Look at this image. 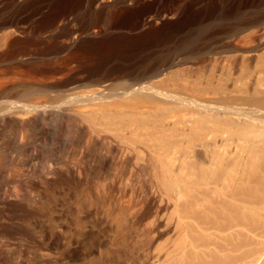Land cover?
Returning a JSON list of instances; mask_svg holds the SVG:
<instances>
[{"label": "rangeland", "instance_id": "rangeland-1", "mask_svg": "<svg viewBox=\"0 0 264 264\" xmlns=\"http://www.w3.org/2000/svg\"><path fill=\"white\" fill-rule=\"evenodd\" d=\"M97 1L91 4L83 0L78 8L71 10L75 3L64 0L55 10L31 20L13 15L8 9L0 12V264L42 263L43 253L27 246L30 234L24 235L18 230H31L43 223L62 231L52 229V234L47 236L53 239L51 249H55L49 250V256L54 255L51 258L56 264L115 262L104 255L110 247L112 227L105 213L103 216V206L95 200L101 195L99 186L104 178L111 184L121 159V146L115 147L111 139L103 143L97 140L98 136L92 132L95 126L72 109L90 104L112 106L127 96L130 98L132 90L139 86L148 87L149 92L156 90L181 97V101L170 98L159 103L164 107L170 104L168 108L184 113L207 112L205 108L197 109L193 101L204 97L228 106L241 108L253 103L254 107L262 108L259 103L254 104V99L263 95L264 90L261 64L264 61V2L254 3L231 19L203 24L200 34L189 42L160 47L150 53L152 56L149 54L128 68L114 55L110 56L113 48H119L124 41L142 39L143 34H153L183 12L189 11V14L205 8L208 1ZM129 7L145 13L135 26L119 22L128 14ZM56 10L60 14L54 16ZM62 14L73 20L62 22L63 18H59ZM166 14L176 17L162 19ZM249 20L256 26L244 29ZM217 26L222 28L220 33ZM77 27L83 33L82 38L74 32L73 28ZM213 28L217 32L211 33ZM201 32L206 34L203 36ZM239 38L240 44L244 41L242 45L232 42ZM89 39L92 43L87 47L81 45ZM256 90L260 94L257 91L256 95ZM81 209L88 212L83 213Z\"/></svg>", "mask_w": 264, "mask_h": 264}, {"label": "bare ground", "instance_id": "bare-ground-1", "mask_svg": "<svg viewBox=\"0 0 264 264\" xmlns=\"http://www.w3.org/2000/svg\"><path fill=\"white\" fill-rule=\"evenodd\" d=\"M61 1L64 0H0V12L8 9L13 15H20L25 19L34 16L36 18L58 8ZM72 1L76 6L73 4L70 9L75 10L83 0ZM94 1L97 0H88L91 4ZM207 1L205 8H198L199 10H193L194 12L191 11L189 14H187L189 11L186 14L181 12L182 15L176 20L153 34H143L145 37L142 39L137 38L126 43L124 41L119 48H113V52H109L110 56L114 55L123 66L129 68L131 64L144 59L160 47L167 48L189 42L200 34V27L203 24L231 19L245 8L252 7L254 3L264 2V0ZM57 10L54 16L60 14L62 9ZM127 11L128 16L124 18L122 15L123 21H119L127 25L135 26L145 14L133 7H129ZM175 17L166 14L162 19ZM59 18H63L62 22L73 20L65 14ZM255 21L258 23V20ZM223 24L225 25V22ZM246 24L244 29L253 25L250 20ZM218 27L216 28L220 33L224 26L220 29ZM73 29L78 37L82 38L81 29L78 27ZM212 31L211 33L217 32ZM238 33L240 34V31ZM201 34L204 36L206 33ZM79 38L77 39L80 40ZM240 39L232 42L239 43ZM90 43L92 42L89 39L83 41L81 45L87 47ZM261 64L264 67V61ZM147 88L146 86L134 88L130 98L127 96L126 100L116 101L112 106L90 104L75 106L78 108L72 109L95 126L92 132L98 136H95L97 140L99 138L103 143L111 139L115 147L116 144L121 146V156L119 155L121 159L119 162L116 161L118 163L115 175L110 174L114 175L111 184L108 185L110 179L106 183L104 178L102 185L99 186L100 183L98 185L101 195L95 200L103 206L104 210L101 208L104 211L103 216L105 213L112 227V237L110 243L108 242L110 247L106 248L104 255L116 263L123 264H264V90L261 91L263 95L256 90V95L258 91L262 96L253 98L254 104L259 103L258 106L262 108L254 107L253 103L252 107L228 106L215 103L210 97L209 99L204 97L193 101L198 106L197 109L200 108L202 111V108H205L206 111L210 110L209 112L198 110L199 112L184 113L177 111L176 108H168L170 104L164 103L168 106L164 107L159 103L163 99L180 100L181 97L156 90L149 92L146 91ZM84 219L83 222H86ZM87 223H83V226ZM52 229L57 228H51L43 223L31 230L28 228L18 230V233L30 234L26 239V242L30 243V246L27 244L29 248L34 247L40 254L43 253L41 256H44L42 257L44 260L40 264L57 263L51 258L54 255L49 256L51 255L49 250L55 249H51L54 244L52 237L47 238L52 234ZM95 258L93 257L97 261Z\"/></svg>", "mask_w": 264, "mask_h": 264}]
</instances>
